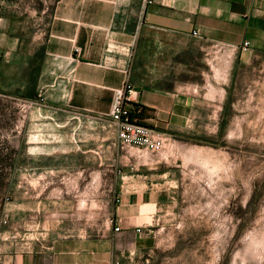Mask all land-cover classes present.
<instances>
[{"label": "rangeland", "instance_id": "374dc122", "mask_svg": "<svg viewBox=\"0 0 264 264\" xmlns=\"http://www.w3.org/2000/svg\"><path fill=\"white\" fill-rule=\"evenodd\" d=\"M56 1L0 0L2 230L21 242L102 228L118 202L117 172L151 169L172 192L159 220L137 232L157 235L150 264H264V49L231 64L201 44L179 57L190 62L175 66L176 79L203 71L213 85L193 125L159 130V153L125 150L109 122L51 109L42 95ZM140 3L131 0L135 17Z\"/></svg>", "mask_w": 264, "mask_h": 264}, {"label": "crops", "instance_id": "0c3cea01", "mask_svg": "<svg viewBox=\"0 0 264 264\" xmlns=\"http://www.w3.org/2000/svg\"><path fill=\"white\" fill-rule=\"evenodd\" d=\"M130 3L56 1L39 77L49 108L108 123L115 95L131 82L128 104L144 108L145 125L165 134L184 130L193 125L213 85L203 71L195 72L201 81L176 79L175 66L190 62L179 57L200 44L206 50L220 44L231 64L244 41L247 49H264V0H141L136 17ZM153 173L138 168L117 172L118 202L102 228L45 234L40 240L19 242L2 230L0 194V264H150L157 235L137 229L159 220L160 204L172 192L169 182L159 184Z\"/></svg>", "mask_w": 264, "mask_h": 264}, {"label": "built area", "instance_id": "2783aa9c", "mask_svg": "<svg viewBox=\"0 0 264 264\" xmlns=\"http://www.w3.org/2000/svg\"><path fill=\"white\" fill-rule=\"evenodd\" d=\"M249 46L248 41H244L240 50H246ZM214 52L222 55L223 50L220 44L211 46ZM132 88L129 83L124 84L122 90L114 97L111 111L109 113V126L115 132L116 139L121 149H141L148 150L150 153H159L165 145L166 138L163 133L154 127L141 124L137 120L131 119V106L128 104V97ZM118 231L117 226L114 227ZM139 232L140 229L138 228Z\"/></svg>", "mask_w": 264, "mask_h": 264}, {"label": "trees", "instance_id": "16d2710c", "mask_svg": "<svg viewBox=\"0 0 264 264\" xmlns=\"http://www.w3.org/2000/svg\"><path fill=\"white\" fill-rule=\"evenodd\" d=\"M131 106V119L132 120H137V122L141 123V124H144L141 120L144 118L143 117V112H144V108L140 105H137V104H134V103H131L130 104ZM145 125V124H144Z\"/></svg>", "mask_w": 264, "mask_h": 264}]
</instances>
